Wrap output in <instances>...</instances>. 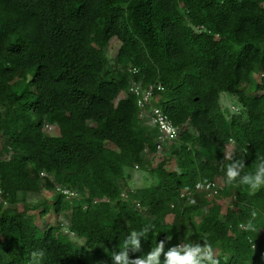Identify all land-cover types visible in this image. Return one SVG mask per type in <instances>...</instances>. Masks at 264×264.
Segmentation results:
<instances>
[{
  "label": "trees",
  "instance_id": "obj_1",
  "mask_svg": "<svg viewBox=\"0 0 264 264\" xmlns=\"http://www.w3.org/2000/svg\"><path fill=\"white\" fill-rule=\"evenodd\" d=\"M133 79L164 86L154 104L167 102L181 145L125 200L130 170L158 152L159 132L129 92ZM223 94L240 114L226 112ZM0 140L13 152L0 161L11 205L0 204V264H112L145 225L131 259L163 241L161 264L179 244L210 245L219 264H264V187L250 194L226 177L232 160H245L241 175L264 160V0H0ZM41 173L79 200L59 194L16 209ZM218 179L228 204L192 203L197 183Z\"/></svg>",
  "mask_w": 264,
  "mask_h": 264
},
{
  "label": "clouds",
  "instance_id": "obj_2",
  "mask_svg": "<svg viewBox=\"0 0 264 264\" xmlns=\"http://www.w3.org/2000/svg\"><path fill=\"white\" fill-rule=\"evenodd\" d=\"M230 97L233 101L237 102L236 104L240 105L235 97ZM227 111L231 115H237L241 113V111L239 113H232L230 111V104ZM227 159L232 160V157L229 156ZM245 164L246 163L244 159L234 161L232 160L226 169L227 181L231 183L239 178V183L246 185L248 187L249 193L254 194L256 191L264 187V160L260 161L256 165L254 172H248L241 175L245 168ZM192 193H194V190ZM192 203H195V201H192ZM141 235L147 237L148 225H145L139 231L133 230L131 234L127 236V238L124 240L121 251L119 253L115 252L111 256L112 264H161L160 256L164 250L163 241L159 242L157 246L145 257H137L135 259H131L129 257L127 251L129 246L132 247L133 251H139V237ZM164 255L165 259L163 264H219V261L216 259L214 251L210 245L202 246L200 244H184L183 246H173Z\"/></svg>",
  "mask_w": 264,
  "mask_h": 264
},
{
  "label": "rangeland",
  "instance_id": "obj_3",
  "mask_svg": "<svg viewBox=\"0 0 264 264\" xmlns=\"http://www.w3.org/2000/svg\"><path fill=\"white\" fill-rule=\"evenodd\" d=\"M119 42H112L109 52H108V57L110 59V61L113 60L114 56L116 55L118 49H119ZM260 77L259 74L257 72L254 73L253 78H252V84L249 87V92H251V90L253 88H255L256 84L259 82ZM236 101H233L231 98H228V102L226 100H224L223 102V107L226 110V112H228V106L230 104H236ZM159 104V103H158ZM167 102H163L160 103V107L166 105ZM147 116H149V113L147 114ZM146 116V117H147ZM144 125L148 126V119H142ZM47 132L50 135H58L59 134V130L57 127L53 126L52 130H47ZM180 139V138H179ZM177 140L176 142L170 143L168 144L163 151L161 152H156L155 154H148L146 155V165L144 168H138L136 169L133 168L130 170L131 173V177L132 179L130 181L133 182V188L134 190L137 189H142L144 186L149 185L151 182H154V179L152 178V173H151V169L155 168L157 166V164L161 161V160H170L172 158V153L179 148V146L181 145V140ZM234 146L233 144H230L227 146V154H231L232 150H233ZM5 151V148H3V141L0 140V154L3 153ZM172 161V159H171ZM153 180V181H152ZM218 184H220V186H222L223 188V181L221 179L217 180ZM53 186H52V185ZM132 184V183H131ZM63 185L58 183L54 177L52 175H46V176H41V180H40V187L35 189L32 193H30V195L28 196H24V201L22 200L21 202H19L15 207L16 209L23 211L25 209V204H30L31 206L33 205V203H38L40 201H43L44 199L50 201H53L59 194H60V188ZM125 190V194L127 193L128 190H132V189H124ZM130 192V191H128ZM130 198V195H126L124 198L126 200ZM197 198H199L202 201H208V202H212V201H217L219 203L222 204H228L230 202V198L227 197L226 195L223 194V192L221 191L218 195H212L209 194L207 192H197L191 199L192 201H195ZM79 198L74 199V201H78ZM11 206V205H10ZM33 209L30 210V213H33ZM203 212V211H202ZM205 213V212H204ZM204 213H198L194 216V221L192 224H190V228H189V232L190 233H195L198 227V224L202 218V216L204 215ZM47 220L49 221H53V215L47 216ZM63 222H66L65 219H62ZM60 220V221H62ZM69 238L74 241L77 245H82V241L79 240L78 238H76L75 236H71L70 234H68Z\"/></svg>",
  "mask_w": 264,
  "mask_h": 264
},
{
  "label": "built area",
  "instance_id": "obj_4",
  "mask_svg": "<svg viewBox=\"0 0 264 264\" xmlns=\"http://www.w3.org/2000/svg\"><path fill=\"white\" fill-rule=\"evenodd\" d=\"M132 74H139V70L137 67H132L129 69ZM164 91V86L161 83H148L144 84L142 80L133 79L131 81L129 92L135 97L137 105L140 109V117L142 119H148V126L155 128L158 130V140H157V150L161 152L164 148L170 144L175 142L181 132V128L175 125L171 119L166 115L163 111L162 107L159 105H155L156 93ZM230 111L232 113H239L241 111V107L238 104H233L230 106ZM149 113V116L147 114ZM147 116V117H146ZM53 126L47 124L46 130H52ZM12 150L4 151L0 154V161H7L12 158ZM139 166L136 165V169ZM42 176H46V173H41ZM194 192H207L212 195H218L221 192V186L216 181H207V182H199L195 186ZM60 194H62L67 200H74L80 197L79 193L69 187L62 186L60 188ZM128 195L127 193L122 194V198ZM191 195V192L184 194L183 196ZM127 199H129L127 197ZM126 200V199H125ZM103 201H109L108 199H104ZM94 203H97L94 200ZM0 204H2L5 208L10 204L8 200L5 198V191L0 186ZM86 206V205H85ZM241 228H245L243 225ZM72 236H75L74 232L66 231ZM178 246H182L179 244ZM255 248V245L253 246Z\"/></svg>",
  "mask_w": 264,
  "mask_h": 264
},
{
  "label": "crops",
  "instance_id": "obj_5",
  "mask_svg": "<svg viewBox=\"0 0 264 264\" xmlns=\"http://www.w3.org/2000/svg\"><path fill=\"white\" fill-rule=\"evenodd\" d=\"M228 98H231L230 95H227V94H223L222 97H221V100H222V105H223V102L224 100H226L228 102ZM132 183V184H131ZM129 185H130V189H134L133 187V182L132 181H129ZM133 186V187H132Z\"/></svg>",
  "mask_w": 264,
  "mask_h": 264
}]
</instances>
